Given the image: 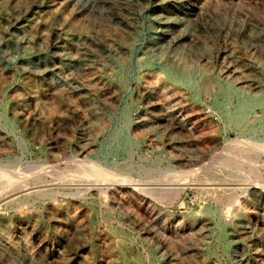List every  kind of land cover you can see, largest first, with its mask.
Masks as SVG:
<instances>
[{
	"label": "rangeland",
	"instance_id": "rangeland-1",
	"mask_svg": "<svg viewBox=\"0 0 264 264\" xmlns=\"http://www.w3.org/2000/svg\"><path fill=\"white\" fill-rule=\"evenodd\" d=\"M251 99L243 135L228 115ZM244 141L264 145V0H0V170L50 169L0 197V264H217L193 258L214 223L207 169L222 182L212 158ZM83 159L104 184L54 179ZM166 175L174 201L140 192ZM241 190L229 264L264 246V204Z\"/></svg>",
	"mask_w": 264,
	"mask_h": 264
},
{
	"label": "bare ground",
	"instance_id": "bare-ground-1",
	"mask_svg": "<svg viewBox=\"0 0 264 264\" xmlns=\"http://www.w3.org/2000/svg\"><path fill=\"white\" fill-rule=\"evenodd\" d=\"M162 86L170 94H173V90L172 88L169 87V84L167 82H164ZM257 102L258 101H256V99L255 101L251 99L249 101L247 100L241 104H238L235 106L233 112L230 115H228L229 123L234 125L238 129V131L243 135L250 133L253 129L254 121L249 119L247 111L251 105ZM224 146L225 147L223 148V151L220 152L218 155H216V157L214 156L212 158L213 164H217L220 167L226 169L227 171L226 173L222 172L224 174L221 173L223 181L220 182L221 181L220 179H219L220 181H216L219 178V174L215 172L216 170L215 166H213L212 168L207 167L208 173L211 175L210 178L213 177L214 180L212 182L214 187L213 188L210 187L211 188L210 191L207 190V192L210 193L212 199L215 202V207L213 208V210L210 211L214 223H212L213 225L211 226L210 229H208L206 225L201 224L200 226H198V229L195 232V234H198L200 236L201 240H208L207 247L203 249L201 252H197L196 247H193L192 251L197 252V254L199 255L198 258L193 257L195 259V263H197L198 260H200L199 262H202L212 258L217 264H229L228 262L229 258H227L226 249L222 243L224 238L223 228L226 225H229L230 222H232L231 219L233 217L235 218L238 217L239 212L242 210L241 203L238 197L239 192L240 191L242 192L241 189H249V188L254 189L253 192L254 196L258 197V200L260 201L259 203L263 202L264 204V158L261 164L256 165L262 159L261 157L262 156L264 157V145L248 143L244 141L242 142L241 145H236V143L235 144L227 143ZM71 162L70 160L63 162L64 168L57 172V177L54 178L53 175V178L62 181L88 180V181H93L92 183L95 182L97 185H102L104 184L103 182L106 180V177L109 174V171L107 172L104 169H102L100 166L92 164L91 161H89L88 159H83L80 161L78 160L79 163L78 162L71 163ZM242 167L246 168L244 172L240 171ZM46 168L45 170H37L38 172L31 174H21V173L14 174L11 171L6 172L8 171V169H6L5 171H2L4 169L0 170V179L2 184L0 197L12 194L11 192L19 189L23 190L22 188H24L26 184H29L31 182H39L42 179L44 180L45 175L50 171L49 168L48 169ZM69 172H75V174L73 173L68 174ZM188 172L193 174L198 173V171L195 169L194 170L189 169L187 173ZM112 173L110 172V174ZM115 175L116 174H114V176ZM179 175L180 174H178V176ZM118 176H120V174ZM169 176L171 177H168L166 175L167 178H165L164 182H161L163 180L160 179L161 183L159 184L157 183L158 186L146 187L143 188L142 190L140 189V192L144 191L146 192V195L149 194L151 197H153L155 200L158 201H170V202L174 201L182 190V188L180 187H175V185L180 184L177 181H175V179L178 178L180 180L181 178L175 175H169ZM237 177H240V182L238 183L236 181ZM19 179L22 180L18 181ZM158 179H155L156 182ZM122 180L124 181L125 179ZM148 182H150V180ZM144 183L146 182H142L143 185ZM152 184L155 185V183ZM146 185H148V183ZM201 185L203 186L205 184H201ZM202 190L205 191L204 189ZM33 195L35 196V198H42L45 195H47V191L40 190L38 192L33 193ZM225 210H227L228 214H225L226 213ZM234 227H236L239 230V232L242 234L252 233V231H249L250 228L244 227L241 224L239 225V223L236 224ZM212 228H214L215 230ZM255 234L256 233H254V235L251 236L253 237L252 242L260 240V238ZM162 255H164V252L162 253ZM239 264H264V246L262 247L261 245H257V244L254 245L251 254V259L250 258L248 260L241 259L239 261Z\"/></svg>",
	"mask_w": 264,
	"mask_h": 264
}]
</instances>
